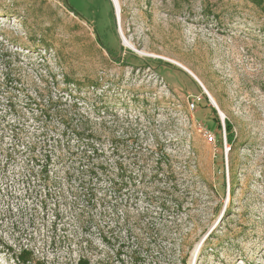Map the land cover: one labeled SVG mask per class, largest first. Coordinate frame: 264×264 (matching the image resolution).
I'll use <instances>...</instances> for the list:
<instances>
[{
    "label": "rangeland",
    "instance_id": "obj_1",
    "mask_svg": "<svg viewBox=\"0 0 264 264\" xmlns=\"http://www.w3.org/2000/svg\"><path fill=\"white\" fill-rule=\"evenodd\" d=\"M119 4L0 0V264H264V2Z\"/></svg>",
    "mask_w": 264,
    "mask_h": 264
},
{
    "label": "trees",
    "instance_id": "obj_2",
    "mask_svg": "<svg viewBox=\"0 0 264 264\" xmlns=\"http://www.w3.org/2000/svg\"><path fill=\"white\" fill-rule=\"evenodd\" d=\"M256 3H262L264 0H253ZM213 111L216 113V110L213 109ZM226 130L228 132L227 138L229 144L233 143L234 134L232 132V124L229 121H226ZM87 138H91V135H86ZM76 169V168H75ZM72 170L75 172L69 171V173H73V177H70L71 179H75L73 183H76L74 185L72 181H69L71 183V186L69 188V192L72 193L74 196V202L75 203H81V201L86 202L88 205H105L110 206L112 205V194L110 193H104L101 194V196H98V188L96 187L97 183L95 180H98L99 177H102L103 175H107L109 172L107 170V167H99V166H92L90 170ZM77 171V172H76ZM121 171H124V168L121 167ZM109 176V174H108ZM126 178V177H124ZM106 179V178H105ZM124 181H119L118 183L111 182L110 185L106 186V190H118L121 191L122 187L119 185H124ZM61 200L67 199V196L65 194H61L60 198ZM34 251L24 247L21 248L18 253L15 254L14 258L20 263V264H28L31 263L34 260ZM75 264H92L91 261L88 258L85 257H79Z\"/></svg>",
    "mask_w": 264,
    "mask_h": 264
},
{
    "label": "built area",
    "instance_id": "obj_3",
    "mask_svg": "<svg viewBox=\"0 0 264 264\" xmlns=\"http://www.w3.org/2000/svg\"><path fill=\"white\" fill-rule=\"evenodd\" d=\"M192 105L194 106V104H192ZM205 136H206V137L208 138V140H210V141L214 140V135H213L212 133H210V132H209V133L207 132V133L205 134Z\"/></svg>",
    "mask_w": 264,
    "mask_h": 264
},
{
    "label": "bare ground",
    "instance_id": "obj_4",
    "mask_svg": "<svg viewBox=\"0 0 264 264\" xmlns=\"http://www.w3.org/2000/svg\"><path fill=\"white\" fill-rule=\"evenodd\" d=\"M117 9V12H120V4H119V0H113Z\"/></svg>",
    "mask_w": 264,
    "mask_h": 264
}]
</instances>
